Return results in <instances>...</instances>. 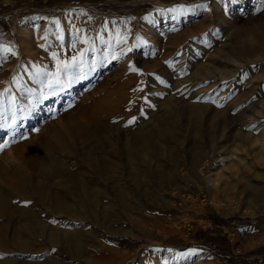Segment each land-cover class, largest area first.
I'll list each match as a JSON object with an SVG mask.
<instances>
[{
	"label": "rangeland",
	"instance_id": "obj_1",
	"mask_svg": "<svg viewBox=\"0 0 264 264\" xmlns=\"http://www.w3.org/2000/svg\"><path fill=\"white\" fill-rule=\"evenodd\" d=\"M218 1L0 0V181L20 166L40 188L54 182L47 128L71 116L81 115L84 122L96 99L111 108L123 100L129 108L116 119L89 125L71 146L69 155L77 161L114 149L121 134H137L139 126L156 131L168 126L186 146L183 151L172 145L181 160L175 164H182L176 171L173 161H160L165 182L157 184L151 174L142 178L143 189L152 193L148 199L123 183L125 201L135 197L138 209L120 208L111 185L89 174L96 188L109 194L110 221L124 233H110L87 219L73 221L75 230L92 229L97 236L81 257L44 249L35 254L38 259L60 256L67 264H104L99 257L108 248L114 253L109 264H264V206L253 214L240 192L246 180L264 184V58L242 68L224 62L225 55L231 59L236 32L264 42V0H222L216 7ZM57 23L60 27L51 31ZM222 49L219 58L216 52ZM80 53L83 70L76 76L82 79L70 85L63 79L62 88L49 90L45 84L57 68L53 54L70 61L79 60ZM172 61L177 66L167 67ZM32 91L42 99L27 118L28 103L37 102ZM194 104L203 106L197 119L189 113ZM191 145L203 150L199 171L201 163L191 168L185 157ZM44 168L50 171L43 173ZM120 178L127 180L123 172ZM9 189L18 199L14 203L46 215V199L23 197L32 187ZM214 192L217 200L212 201ZM54 218L59 227L60 217ZM17 220L8 225L0 215V227L10 228ZM6 254L8 260L37 261L11 248Z\"/></svg>",
	"mask_w": 264,
	"mask_h": 264
},
{
	"label": "bare ground",
	"instance_id": "obj_2",
	"mask_svg": "<svg viewBox=\"0 0 264 264\" xmlns=\"http://www.w3.org/2000/svg\"><path fill=\"white\" fill-rule=\"evenodd\" d=\"M220 2L222 3V0H219L216 3V7L221 4ZM197 11L198 7H195L193 8L192 13H197ZM58 25L54 24L51 31H56L57 28L60 27V25ZM27 31L28 30L26 29L25 32ZM263 43L264 42L259 43L255 41L252 36L238 31L234 35V51L231 55V59L225 55L224 62L231 65L236 64L239 68H242L250 62H254L256 59H263ZM222 52H224L223 49L220 52H216L219 54V58L221 56L223 57V55H221ZM101 59L106 61V52L102 54ZM177 61L179 62V60ZM178 62L176 63L178 64ZM166 66L170 67L177 65L175 64V61H172L166 63ZM217 71H220L219 74H228L226 70L217 69ZM80 79L82 78H73L72 81L74 82ZM40 85L44 86L42 83ZM31 96L37 98V102L35 104L28 103L24 114V117L27 118L31 116L30 113L36 108L35 106L40 103L42 99H40L38 93L34 91H32ZM120 102L121 105H117L119 107L111 108L110 106H107V104L103 105L100 100L97 101L96 99L91 104V110L89 115L86 116L87 118H83L84 122H80V118H82L80 117L81 115L78 117L71 116L68 120L61 121L56 126L54 125L47 128L46 135L51 134L52 137L49 148H46L47 159L50 161V164L56 166L55 168L53 167L55 170L52 168L54 171L51 172L52 177L55 180L54 182L46 181L44 186H41L40 188L35 182V178H29L24 176L25 174L23 175L20 166L13 171L8 179L0 181V215L5 218L8 225L9 221L18 218L10 228L0 227V250L5 251H0V264L30 263H26L22 259L19 261L8 260V254H6L7 248H11L17 253H27L30 255L31 260L35 259V254L44 249L49 251L56 249L62 252L64 257L66 255V257L71 256L75 259L80 258L87 244L97 236L92 229L89 231L75 230L73 221L87 219L90 224L94 223L97 228H103L110 233H124L119 227L114 226L110 221L113 213L109 209H111L113 203L109 201V194L106 193L105 189H97L94 185L95 183H92V180L90 179L91 177L88 176L89 174L98 176L101 179V183L106 184V186L111 185L114 193V195H112L114 198L112 199H116L118 205L121 206L120 208L131 210L139 208L138 202L133 196H131L130 203L125 201V195L128 192L125 191L126 188L123 183H129L137 192H140V197L148 199L152 193L151 191L143 189L142 178H144L145 175L151 174L150 176L155 179L157 184H160L163 181L165 182L166 176L164 166L160 162L162 159H167V161L171 162L173 161V169L175 171L180 165H182L175 164L176 161L181 162V160L176 156L172 145L178 144L183 151L186 146L183 145L181 137L174 133L173 130H170V127H164L162 125H158L159 127L157 128V131L153 126L150 128L139 126L137 127V131H139L137 134L124 132L121 134L117 146L114 147V149L112 148L113 150L110 149L109 151H106L103 149L101 153H97L94 158L85 155L82 157V162L77 161L76 158L69 155L72 144L81 137L83 132L90 129L89 125L91 123L102 121L108 122V120L116 119L124 114V109L126 111L129 106H125V104L123 105V100ZM5 106L7 107V105ZM190 106L189 113L197 119L201 111L200 108L203 106H198L196 104ZM55 132L60 133L64 139L56 135ZM195 145L187 147V154H185L186 159L193 163H190L191 168L196 163H201L200 161H202L201 157L203 150L200 146ZM55 151H60L62 154L58 155L59 153L56 154ZM121 157L122 159H120ZM135 160H138L139 164H136ZM203 163L204 162L196 166V171L200 170L198 168L202 167ZM49 171V169L46 170L45 168L42 170V172H46V174ZM122 172L127 178V180L125 179L126 182H124L125 180H123V178H120ZM110 174L113 175L109 176ZM260 178L264 181V176H261ZM254 182L255 181L253 180H246L242 183L240 188V192H243L246 197L243 205L247 209L253 207V214H255L259 204L264 206V184L261 182L257 185ZM24 184H27L33 189L32 193L29 192V194H24V198L29 200L33 195H36L40 201L46 199L44 203L48 206L43 204L46 208V212L44 213L46 215H44V217H39L38 212H33L31 214L28 209L21 207L18 203H14L18 202V199L10 192V186L20 189ZM210 184L216 191L217 188L215 187L218 185L214 181H211ZM50 185L55 188L52 189ZM46 188H49L50 191L47 192ZM225 195L226 194H223L222 196L224 197ZM210 198H212V201L217 200L215 192ZM30 205L32 204L30 203ZM32 207H34V205H32ZM56 215L60 217V219H58L59 227L54 225V217H56ZM103 250H105V254H102L99 257V260L104 264H109L114 260V253L109 251L108 248H103ZM162 257L166 258V253ZM196 259H198V261L200 260L199 257ZM36 260V262L30 264H67L60 256H47L46 258L40 257Z\"/></svg>",
	"mask_w": 264,
	"mask_h": 264
},
{
	"label": "snow or ice",
	"instance_id": "obj_3",
	"mask_svg": "<svg viewBox=\"0 0 264 264\" xmlns=\"http://www.w3.org/2000/svg\"><path fill=\"white\" fill-rule=\"evenodd\" d=\"M123 42V41H121ZM131 51V49H128ZM83 53H80V59L78 60L76 57H72L70 61L64 60L60 61L55 54H53V59L57 60V68L54 73L51 74L50 78L47 80L45 86L52 90L54 87H63L62 80L66 79L67 83L70 85L72 83L73 78H82L80 76H76L77 72L83 70ZM131 67V66H130ZM133 71H136L135 68H132ZM54 94V93H53ZM47 99V96L44 97Z\"/></svg>",
	"mask_w": 264,
	"mask_h": 264
},
{
	"label": "trees",
	"instance_id": "obj_4",
	"mask_svg": "<svg viewBox=\"0 0 264 264\" xmlns=\"http://www.w3.org/2000/svg\"><path fill=\"white\" fill-rule=\"evenodd\" d=\"M113 241H117V239L111 238Z\"/></svg>",
	"mask_w": 264,
	"mask_h": 264
}]
</instances>
